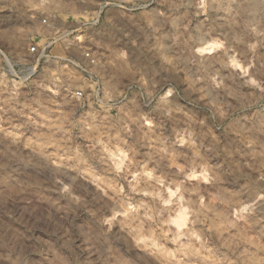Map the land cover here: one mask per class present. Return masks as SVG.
<instances>
[{
	"label": "rangeland",
	"instance_id": "374dc122",
	"mask_svg": "<svg viewBox=\"0 0 264 264\" xmlns=\"http://www.w3.org/2000/svg\"><path fill=\"white\" fill-rule=\"evenodd\" d=\"M0 264H264V0H0Z\"/></svg>",
	"mask_w": 264,
	"mask_h": 264
},
{
	"label": "built area",
	"instance_id": "2783aa9c",
	"mask_svg": "<svg viewBox=\"0 0 264 264\" xmlns=\"http://www.w3.org/2000/svg\"><path fill=\"white\" fill-rule=\"evenodd\" d=\"M33 50H35L36 48H32Z\"/></svg>",
	"mask_w": 264,
	"mask_h": 264
}]
</instances>
